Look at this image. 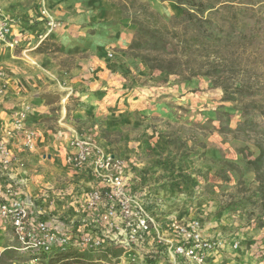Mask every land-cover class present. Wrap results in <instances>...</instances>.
<instances>
[{
	"label": "rangeland",
	"instance_id": "374dc122",
	"mask_svg": "<svg viewBox=\"0 0 264 264\" xmlns=\"http://www.w3.org/2000/svg\"><path fill=\"white\" fill-rule=\"evenodd\" d=\"M30 1L27 3L25 0H12V2L0 0V21L8 18L17 31L19 28L25 29L24 22L30 27L47 23L50 28V21L57 25L53 28V35L50 34L52 30H48L38 35L36 40L29 34L23 36L15 31L17 34L14 35L22 41L18 39L19 42L14 46L6 43L7 45L0 49V78L14 76L12 80L16 91H28L22 103L10 108L8 113L10 118L13 119L16 110L29 107L27 112L29 116L24 119L25 123L31 117L38 116L37 124L43 122L47 130L51 129L52 133H58L61 129H66L59 125L64 106L70 113L89 95L96 94L93 93L94 91L100 92L99 79L94 76L97 74L95 71L101 65V61L108 66L119 67L121 69L119 73L124 78L121 81L126 86L124 90H121V94L126 99L137 100L131 102L134 107L112 108L110 113L101 116L102 119L108 118L109 121L108 125L101 130L105 132L102 137L106 142L99 143L98 140L93 141L92 138H88L86 132L96 139L99 136V134L94 135L91 130H84L82 138L106 152L120 154L119 132L107 130V127L112 128L109 126L110 123L114 125L118 120L117 112L121 113L120 111L124 110L122 112L126 115L134 118L138 116L142 122L150 118L154 123L162 120L161 123L152 124L149 129L151 134L157 133L162 145L159 147L161 153L165 151L167 154L166 159L156 160L157 164L163 165L165 171L159 173L157 180L169 185L170 193L180 196L179 198L183 201L179 204L187 206L185 211L187 219L193 215L201 219L206 237L223 242L221 245L223 255L219 258V264H264V227L258 226L260 219L264 221L263 210L260 197L256 193L258 183L255 173L247 163L249 159L259 154V149L251 138L243 135L236 137L229 133L221 134V125L218 121L217 111L221 105H224L225 110L232 113L231 125L235 127L241 119L238 107L235 104L223 102V93H217L218 89L213 88L209 78V86H204L202 89L196 88L199 84L192 82L193 79L183 81L182 77L168 72H150L143 60L138 58L134 61L127 60L128 46L124 44V48L114 39L118 31L126 35L129 27L133 30L134 27L129 19L126 23H122L115 18V10L121 12L118 5L120 0H70L73 3V9L54 6L51 7V10H56L53 11L54 13L39 9L37 7L39 3L36 2L38 0ZM143 1L151 5L148 0ZM151 1L157 4L156 7L154 6L155 9L166 20L175 14H180L178 10L176 13L174 5L170 3ZM100 2L108 5L104 6L105 11L101 12L97 7ZM7 9L13 14L5 15L4 11ZM48 10L51 12L50 9ZM110 52L113 53V57H109ZM121 59L124 60L121 61ZM6 60L7 63L4 62ZM182 82L193 90L203 91L199 94L203 97L200 100L201 108L191 110L190 106L183 104V101L176 102ZM79 93L82 94L79 95ZM143 94L153 100L150 103L142 100L141 103L135 104ZM4 95L0 93V111L3 110L5 102L17 101L15 97ZM97 99L101 98L97 97ZM141 99L146 98L141 97ZM157 100L167 103L171 112L159 110L158 113L153 110L150 104ZM221 101L223 103H219ZM46 105L48 107L43 108ZM136 105L140 107H135ZM170 117L175 123L169 120ZM195 117L201 120H193ZM102 119L94 122L103 123ZM32 125V130L35 131L37 128L35 129V125ZM141 127L144 129L146 126ZM168 133L170 138L164 140L161 135L168 136ZM147 134H149L148 131ZM36 135H38L37 132ZM49 135V140L52 137L54 139V136ZM74 137L78 135L71 137L68 146H65L69 150H72L71 141ZM22 148L24 149L23 142ZM152 149L153 147L147 148L150 153ZM70 156L66 165L69 170L75 171L72 165V152ZM59 177L64 181L68 179L66 175ZM176 204H178L177 201L172 203L171 207H176ZM11 246L18 247L20 244L13 239L11 229L0 227V251L4 250L2 264H20L28 260L27 257H20L21 252L8 248ZM103 255L100 253L98 257L106 260ZM94 256L92 253L85 254V257L89 259ZM34 264L92 263L72 260L67 262L57 257L41 256Z\"/></svg>",
	"mask_w": 264,
	"mask_h": 264
},
{
	"label": "crops",
	"instance_id": "0c3cea01",
	"mask_svg": "<svg viewBox=\"0 0 264 264\" xmlns=\"http://www.w3.org/2000/svg\"><path fill=\"white\" fill-rule=\"evenodd\" d=\"M9 1L12 2V0ZM25 1H27V3L31 2L30 0ZM148 1L153 7L157 6V4L153 3V1ZM158 1L174 5L169 1ZM36 2L39 3L37 6L39 9L42 8V10H45L48 13H54L56 11L51 10V7L54 6L63 7L65 9L72 7L73 9V3H71L70 0H38ZM104 6L106 7L108 5H105L103 2H100L99 5L97 4V7L101 12L106 10ZM48 9H50L51 12ZM175 9L176 13H178L179 10L176 7ZM4 14L9 15L13 13L7 9L4 11ZM114 16L122 23H126V20H128L124 19L122 13L118 10H115ZM24 26L25 29L19 28L18 31L17 28L15 29V27H13L11 38L14 36L12 39H19L22 41L14 35L17 34L15 33V31H17L20 34H23V36L29 34L32 39L36 40L35 38H38V35L51 30L47 26V23L46 25L39 24L38 27H30L24 22ZM53 33L54 29H52L50 34L53 35ZM133 34V28L129 27L126 35H124V32L118 31L114 40H117L116 43L122 44L125 48V46L130 44ZM4 45L7 44L2 43L0 45V49ZM135 59L136 58L129 56L127 57V60L129 61H134ZM123 60L124 59H121V61ZM4 62L7 63L8 61L6 60ZM115 64H117V62ZM90 70L93 71V69ZM120 70L121 69H119V67H115V65L108 66L107 63L101 61V65L97 67L95 71L97 74L94 76V78L99 79L98 82H100V85L98 89L100 92L94 91L93 93L96 94L89 95L79 106L72 109L70 113L67 111V107L64 106V111H62L59 119V125L64 126L66 129H61L58 133H52L51 129L47 130L44 127L43 122L37 124L36 121L38 116L34 118L31 117L27 120L24 126L25 128L32 129V124L35 125V129L37 128L35 130L38 134L37 145L36 149L33 151L22 148V142L24 139L23 131H16L10 136L6 134V129L10 127V122L12 120V118H10L11 116L8 115L10 108L15 106L17 107L19 103H22L21 101L25 95L28 94V91H16V87H14L12 80L14 76H11L10 78H0V93L5 94L4 96L15 97L17 101L20 100L18 102H9L10 104L5 102L3 110L0 111V137L12 148V151L15 153V157L25 159L27 163L25 168H21L17 162H14L10 166H3L0 163V191L3 190L5 181L8 180L19 187L23 196L34 199L38 209H43V212L57 215L64 219L77 215L76 202L78 200L85 199L90 188L99 187L101 186V183H99L95 175L92 174L94 158L92 154L84 169L76 168L74 164L72 165L75 168V171H71L67 168L66 164L68 163V158L71 157L70 154L72 150L67 149L65 146H68V141L73 136L78 135V137L82 138L81 135L84 130H91L94 135L99 134L96 139L93 138L92 135H89L88 132L85 133L87 134V137L92 138L93 141L98 140L99 143L106 142L104 137H102L105 132H102L101 130L108 125L109 121L108 118L102 119L101 116L110 113L109 111H112V108L123 109L134 107L131 102H135L137 100H132V98L126 99L121 94V90H124L126 86H124V83L121 81V79L124 78L119 73ZM205 78L206 77H196L193 78L192 82H198L199 86L196 88L202 89L204 86H209L210 80ZM181 84V91L179 92L176 102L183 101V104L190 106L191 110H196L197 107L201 108L200 100L203 99V97H200L199 94L203 93V91L198 89L193 90L186 86L184 82ZM114 86L116 87L112 89L111 87ZM216 91L218 94L222 92L220 89ZM76 93L77 92H75V94ZM81 94L79 93V95ZM83 94L86 95L85 93ZM144 94L140 96L138 103L135 104H139V102L141 103L142 100H146L147 103H150L151 100H153L149 99ZM97 97L101 99L99 100ZM141 97L146 99H141ZM161 102L164 101L157 100L155 103L153 101V104H150V106L158 113L159 110L170 113V106L165 102ZM219 103L223 102L221 101ZM47 107V105L43 106V108ZM135 107L140 106L136 105ZM122 111H120L121 113L117 112L118 115L116 117L118 120H116L114 125L113 123H110L109 126L112 128L107 127V130H116L119 132V145L121 152L120 154L118 152V154L116 152L113 153L122 157L127 163V174L130 178L129 191L136 197L139 204L144 205L147 208L156 221H163L170 216H178L184 220H191L197 217V215H193L187 219V215L185 213L187 206L186 204L180 205L181 201H183L179 198L180 196L176 193H170L168 189L169 185H166L161 180H157L159 173H163L165 171L163 169V165L157 164L156 160H160L161 158L166 159L167 154L165 151L161 153L159 147H162V145L159 142V137L157 133L151 134V130L149 129H151L152 124H158V122L161 123L163 121L160 120L154 123V121L150 118V121L148 120L142 122V119L138 116L134 118L126 115V113ZM110 117H112V115ZM197 118L198 117H195L193 120H201V118ZM100 119L103 120V123H98L99 121L94 122L95 120ZM169 120L175 123L171 117ZM142 125L146 127L143 129L141 127ZM89 126L93 128L89 129ZM55 129L57 130V128ZM147 131L149 134H147ZM49 134L54 136L55 140L53 137L49 140ZM83 136L86 137V135ZM161 137L164 138V140H168V138H170L169 133L168 136L161 135ZM149 147H153L151 153L147 150ZM62 175L68 176V179L64 181L63 178L59 177ZM171 190L172 189H170V191ZM175 201H177L178 204L175 205L176 207L172 208V203ZM180 215H182V217H180ZM221 255H223V252L211 258V264H219L218 262Z\"/></svg>",
	"mask_w": 264,
	"mask_h": 264
},
{
	"label": "built area",
	"instance_id": "2783aa9c",
	"mask_svg": "<svg viewBox=\"0 0 264 264\" xmlns=\"http://www.w3.org/2000/svg\"><path fill=\"white\" fill-rule=\"evenodd\" d=\"M56 25L49 22L51 30ZM12 32V23L1 20L0 45L14 46L19 42L11 38ZM109 57H113L112 52ZM28 110L29 107L15 111L6 134L23 131L24 149L33 150L37 145L36 132L24 127ZM71 147L76 168L84 169L93 155L92 174L101 186L90 188L87 197L76 202L77 215L64 219L38 209L34 199L23 196L16 184L6 180L0 191V227L11 229L13 239L20 244L8 248L48 255L73 247L107 253L109 262L101 260L103 264H211V258L221 253L223 242L205 236L200 218L170 216L156 221L129 191L128 166L122 157L80 137L71 141ZM14 162L26 167V160L15 157L0 137V163L10 166ZM114 248L124 251L115 257L110 252ZM3 252L0 251V264ZM38 259L20 264H34Z\"/></svg>",
	"mask_w": 264,
	"mask_h": 264
},
{
	"label": "trees",
	"instance_id": "16d2710c",
	"mask_svg": "<svg viewBox=\"0 0 264 264\" xmlns=\"http://www.w3.org/2000/svg\"><path fill=\"white\" fill-rule=\"evenodd\" d=\"M161 1L172 2L180 14L166 20L146 1H119L123 18L134 27L127 53L143 60L150 72H168L183 81L209 78L213 88L222 91V101L238 107L241 119L235 127L232 113L224 105L219 107L220 133L251 138L259 149L247 163L256 176L264 216V0ZM258 226L264 227L263 219ZM17 251L28 259L50 256L67 262H109L107 253L104 260L100 253L73 247L48 255ZM123 251L110 252L118 257ZM91 253L93 258L85 257Z\"/></svg>",
	"mask_w": 264,
	"mask_h": 264
}]
</instances>
